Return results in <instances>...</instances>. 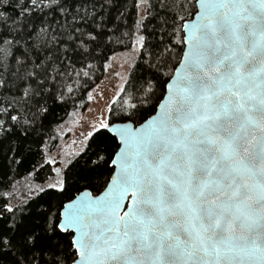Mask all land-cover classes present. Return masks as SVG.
<instances>
[{
    "label": "snow or ice",
    "instance_id": "obj_1",
    "mask_svg": "<svg viewBox=\"0 0 264 264\" xmlns=\"http://www.w3.org/2000/svg\"><path fill=\"white\" fill-rule=\"evenodd\" d=\"M0 264H264V0H0Z\"/></svg>",
    "mask_w": 264,
    "mask_h": 264
},
{
    "label": "rangeland",
    "instance_id": "obj_2",
    "mask_svg": "<svg viewBox=\"0 0 264 264\" xmlns=\"http://www.w3.org/2000/svg\"><path fill=\"white\" fill-rule=\"evenodd\" d=\"M108 84V81L105 79L103 80L100 84H99V87L96 88V91L95 93H93L94 95L95 94H99V102H97V100H93V101H90L89 102V108H96V107H99V106H102L104 104V101H105V96H104V88H105V85ZM109 94H111V88H109ZM85 115H87V110H85ZM71 119V118H69ZM69 128L72 127L71 123H69L68 125ZM75 138V129H73V133L72 135H70L66 141V146L68 145H71L72 143V140ZM62 143H65L63 140H62Z\"/></svg>",
    "mask_w": 264,
    "mask_h": 264
}]
</instances>
